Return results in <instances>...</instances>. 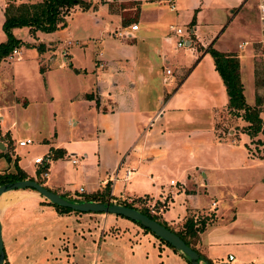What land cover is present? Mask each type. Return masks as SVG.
Segmentation results:
<instances>
[{"label": "crops", "instance_id": "1", "mask_svg": "<svg viewBox=\"0 0 264 264\" xmlns=\"http://www.w3.org/2000/svg\"><path fill=\"white\" fill-rule=\"evenodd\" d=\"M160 1L167 6L165 14L157 10L158 7L164 6L158 0L100 1L112 4L113 13L119 18L121 16V23L117 21L110 32L107 20L104 19L105 25L104 22L102 25L101 33L108 30L114 41L108 37L104 39L107 41V48L102 46V38L92 41L91 47L94 51L91 49V56H84L85 48H70L67 52H63L65 64L61 63L52 70L46 68L42 74H39L44 80L42 99L45 103L55 111L56 101L64 99L69 102V108L65 110L59 108L54 115L57 114V119L61 116L67 119L69 126L67 134L69 137L73 134L77 140H57L53 130V134H47V138L44 136L38 138L37 142H41L44 147L40 146L41 154H35L33 157V159L46 155L49 157L48 168L44 175L36 174L41 166L33 162L25 164L21 161L1 165L0 175L13 172V167L16 165L27 178L39 180L40 185L50 192L62 199L75 202L83 198L76 197L72 191L66 189L65 185L70 180L68 174L80 177L86 186L83 193L87 196L101 192L105 185L109 184V195L114 199L113 202L130 201L128 204L145 209V203L153 204L155 215L172 232L180 231L188 217L194 221L208 220L203 231L197 236L194 249L205 259L210 260L211 264H216L215 258L209 255V249L213 244L228 242L239 245L259 242L241 241L237 238L240 235L223 236L216 240L211 234L219 229L220 221L228 216V212H233V216H228L226 219H235L234 213L236 216L249 215L250 220L256 219V212L247 211L252 202L248 199L249 195L237 194L235 191L239 188H259L262 186L259 183L261 179L250 175L245 180L239 178L237 174L242 171L239 165L241 161L235 159L234 153L227 154L222 151L223 146L233 150L236 145L228 144L225 138L235 139L230 128L226 135L223 134L222 128H216L218 122L220 126L226 128L232 117L226 113L224 89L214 71L212 60L206 53L207 49H212L206 38L211 40L215 35V25H207L209 31L205 32L200 30V25L195 21L185 33L179 21L184 23L182 19L187 1L179 0V9L176 0ZM19 2L27 3L24 0ZM194 2L197 4V0H191L188 7L194 9L197 6ZM122 3H128L127 7L124 8ZM75 8L77 7L72 10ZM169 20L172 22L168 23ZM95 23L98 25L99 20L96 19ZM134 24L137 25V30L130 31V26ZM171 28L182 30L186 49L176 48L177 38ZM124 33H128L129 37H121ZM242 33L244 39L236 43L235 50L217 48L215 51L237 56L244 96L245 90L240 71L245 62L252 65L253 57L251 47L250 53L245 51L248 46L246 30L244 29ZM18 57L20 61V47ZM6 59L4 58V61H7ZM166 70L169 71V75L165 74ZM57 71H61L62 78L72 82L73 85L56 88L50 81L54 79V72ZM78 78L87 82V89L90 92H84L79 88ZM165 87H172L171 92L167 93ZM262 94L264 95V74ZM92 102L94 105L91 104ZM253 102L254 99L246 104L250 106ZM199 114L207 118L206 132H211V137L206 140L198 138ZM233 119L236 122L235 126L239 128L246 125L239 118ZM9 127L10 125L0 120V157L6 154L8 148ZM70 129L71 135H69ZM240 135L242 133L238 132L237 137ZM25 139H30L32 144V136H27ZM19 140L22 141V138ZM236 147L242 148L241 145ZM211 149L212 154H208ZM58 150L61 154L54 157L53 153ZM245 151L243 165H246V161L259 164L257 161H260V158L253 157L247 150ZM80 156L81 159L78 158ZM180 159H187V162ZM62 161H68L74 170L60 173L59 166ZM6 162H8L7 157ZM167 163L177 166L175 170L186 176L185 182L178 185L176 182L170 184L172 180L167 184L157 181V177ZM197 175L199 180L195 184L192 180L196 179ZM195 187L201 190L204 197L209 198V204L183 205L179 216L172 218L168 209L175 194L182 190L193 194L191 191ZM17 206H21L18 210L20 214L26 211L27 207H36L39 213L44 211L54 218H60L65 214L58 213L35 191H7L0 195L1 233L2 223L5 225L9 223V217L6 216L8 211ZM216 209L220 211L219 214ZM247 224L243 227L246 230L256 229L251 223ZM232 231L244 232L241 228ZM5 239H8L7 234ZM167 248L182 260V254ZM11 257L12 255L9 258L6 255L5 259L4 256L3 262L10 264ZM232 261L233 259L228 262Z\"/></svg>", "mask_w": 264, "mask_h": 264}, {"label": "rangeland", "instance_id": "2", "mask_svg": "<svg viewBox=\"0 0 264 264\" xmlns=\"http://www.w3.org/2000/svg\"><path fill=\"white\" fill-rule=\"evenodd\" d=\"M24 1L27 2L25 4H37L42 0ZM84 1L92 4H88L89 6L86 9L77 7L72 10L64 19V27L51 33L37 31L30 35L28 28L25 26L10 29L11 38L21 44V60L18 61V55H14L10 58L7 57V61H4V59L0 61V115L1 121H4L8 126L10 125L8 129L10 134L8 148H6V156L0 157V166L6 165V163L13 164L14 161H21L25 164L33 162L32 159L35 154H41L40 146L44 147L41 142H37L38 138L40 136L47 138V134H53L54 131L57 140H77L73 134H70L71 129L69 135L74 138L69 137L67 134L69 129L67 119L63 116L57 119V114L54 115V112H57L59 108L63 110L69 108V102L64 99L56 101L55 111L45 103L42 99L44 80L39 75L38 69L44 71L46 68H51L52 70L61 63L65 64L63 52H67L70 48H85L84 56H91L92 41L102 38V46L106 48L107 41L104 39L108 37L111 41H114L109 32L116 26L117 21H119V24L121 23V16L119 18L113 13L112 4L101 3V0ZM158 1L161 5H164L163 1ZM186 1L184 19H182L184 23L179 21V25L185 33L189 26L194 25L195 21L197 25H200V30L205 32H207L206 30L209 31L207 25H215V35L211 40H208V37L206 38V42L209 43L208 45L211 44L213 50L217 48L227 51L235 50L236 43L240 39H244L242 38L244 36L243 30H246L245 37L248 39V46H246L245 51L250 53L251 47L253 62L252 65L245 62L240 71L245 90L244 101L245 103L252 102L256 92L264 97L262 94L264 39L262 37V26L257 18V0H247V2L246 0H197V4L194 2L197 5L194 9L188 7L191 0ZM8 3L17 5L24 2L0 0V44L7 42V35L2 30V23L4 21L3 12ZM175 3L178 4L179 9V0H176ZM127 4L122 3L121 5L126 8ZM222 5H225V7H222ZM157 10L165 14L167 13V6L158 7ZM207 11H209L208 15ZM169 15L172 16V14ZM186 17L189 19L187 20ZM96 19L99 20L98 25L95 23ZM104 19L107 20L109 32L104 30L101 33L103 22L105 25ZM171 22L172 20L168 21V23ZM39 45L42 46V51L38 49ZM18 49L16 50L18 51ZM53 78L50 82L56 88L60 89L73 85L72 82H67L65 78H62L61 71L54 72ZM78 79L79 88L84 92H90L87 89V82L84 79ZM257 79L261 81V88L256 90L255 83ZM168 87H165V90L170 93L172 87ZM91 104L94 105L93 102ZM223 113L226 116V113ZM201 116L202 114H199L198 128L200 132L198 138L206 140V138L211 137V132H206L207 118ZM259 116L264 119V112H260ZM229 120L226 128L220 126V122L217 123L216 128H222L224 135L230 128L234 133L232 137L235 139L225 137L228 144L241 145L242 148L235 146L232 150L223 146L222 151L227 152V154H229L228 152L234 153L235 159L241 161L239 165H241L242 171L237 174L239 178L245 180L248 175L260 178L259 183L262 186L254 189L239 188L235 191L237 194L245 193L249 195L248 199L252 202L249 204V210L247 211L252 210L257 213L255 220H250L249 215L236 216L235 213V219H226L228 216H233V212H228V216L220 221L219 229L211 235L216 240H219V237L223 238V236L240 235L237 238L241 241L254 240L259 242L256 244H251V242L241 243L239 245L228 242L215 243L210 247L209 255L215 258L216 264H264V158L257 161L259 164L246 161V165H243L242 161L246 152L245 145L248 146L249 153L253 157L264 156V148L255 146V141H263V137L258 134L252 140H249L248 136L243 133L237 137V133L243 127L235 126L236 122L233 118ZM27 136H32V144L19 148L17 146L19 139L22 138V141H24ZM204 149L209 150V148ZM207 153L212 154V149ZM6 157L8 162H6ZM74 158L79 160L78 158L81 159L82 156ZM180 160L187 162V159ZM60 163V173L74 170L68 161ZM176 167L167 163L157 177V181L167 184L169 180H172V182L181 185L185 182L186 176L179 170L176 171ZM56 173L59 174L57 171ZM67 176L70 180L65 185L66 189L69 192L72 191V194L78 198L88 197L83 193L86 186L80 177L71 174ZM54 178L57 179V177ZM198 180L197 175L192 182L196 184ZM79 189H81V192H78ZM192 189L193 194L187 191L185 193L183 190L175 194L168 209L172 218L179 216L183 205L192 206L197 204L200 206L203 203L209 204V198L204 197L200 192L201 190L196 187ZM19 207L21 206L8 211L6 215L9 217L8 225L2 223L3 252L5 259L6 255L8 258L12 255L10 264H187L184 257L182 260L177 258L169 251L167 246L160 243L152 234L127 219L114 217L110 214H88L74 211L67 212L60 218H54L50 214H45L44 211L39 213L36 207H27L26 211L20 214L18 212ZM219 212L217 210V214ZM247 223H251L252 227H256V229L251 231L243 228L248 225ZM238 228H241L244 232L232 231V229ZM6 234L8 239H5ZM228 256L233 259L232 262L227 261ZM208 261L211 263L210 260ZM3 264L5 263L3 262Z\"/></svg>", "mask_w": 264, "mask_h": 264}, {"label": "trees", "instance_id": "3", "mask_svg": "<svg viewBox=\"0 0 264 264\" xmlns=\"http://www.w3.org/2000/svg\"><path fill=\"white\" fill-rule=\"evenodd\" d=\"M88 4L89 3L85 2L84 0H42L37 4L20 3L17 5L8 3L3 12L4 21L2 23V30L7 35V42L4 44H0V61L6 58L14 48H19L21 45L20 42L11 38L9 33L11 28L25 26L28 28L30 35H33L37 31L51 33L58 28L64 27V19L68 16L70 11L74 7H78L79 9H86L89 6ZM38 49L42 51V46L39 45ZM206 53L211 58L214 71L216 72L222 83L226 96L225 108L227 115L232 118H239L246 123V125L241 128L240 132L248 136L250 140L260 134L263 137V141L256 140L255 146L264 148V119L259 116L260 112H264V97L258 95L256 92L253 105L249 106L245 103L243 96V86L239 78V62L235 54H224L210 48L207 49ZM38 71L39 74L43 73L42 69L40 68ZM260 82V79H257L255 83L256 90L261 88ZM245 149L249 152L248 146L245 145ZM59 154H61V152L58 150L53 153V156L56 157ZM258 158L262 159L264 158V156H259ZM46 170L47 165H42L36 174L39 175L45 173ZM26 179L29 178H27L26 175L21 170H19L16 165H14L13 172L0 175V185ZM36 183L41 184L39 180H36ZM24 190L33 191L30 189ZM109 191V184H106L101 192H96L81 200H76V202L90 201L99 203H111L114 199L110 197ZM113 203L133 208L144 214L148 218L158 222L164 228L170 230L157 215H150L145 208H138L136 206H133L132 204L121 203L117 201ZM48 204L54 207V209L58 213L71 212V210L69 209L61 208L50 203ZM207 221H194L191 217H188L185 219L181 230L173 233H175L185 243V245H187L197 253V251L194 249V243L197 240L198 234L203 231ZM159 241L160 243L172 249L165 242L161 240ZM198 255L199 260L203 264H211L202 255ZM182 257L185 258V256L183 255ZM186 262L187 264H189L187 259Z\"/></svg>", "mask_w": 264, "mask_h": 264}, {"label": "water", "instance_id": "4", "mask_svg": "<svg viewBox=\"0 0 264 264\" xmlns=\"http://www.w3.org/2000/svg\"><path fill=\"white\" fill-rule=\"evenodd\" d=\"M1 149V148H0ZM30 189L38 193L48 203L56 205L61 208L69 209L79 213H91V214H110L118 217H122L131 222L137 223L140 227L147 230L154 237L168 244L173 250L178 251L185 256L189 264H201L199 255L192 250L172 231L164 228L158 222L148 218L139 211L129 208L123 205L114 203H99V202H75L72 200H65L58 195L50 192L40 184L33 180L26 179L21 181H15L12 183H6L0 185V195L7 191ZM4 252L1 241V229H0V264H3Z\"/></svg>", "mask_w": 264, "mask_h": 264}, {"label": "built area", "instance_id": "5", "mask_svg": "<svg viewBox=\"0 0 264 264\" xmlns=\"http://www.w3.org/2000/svg\"><path fill=\"white\" fill-rule=\"evenodd\" d=\"M256 9H257V14H258L257 15L258 21H259L260 25L262 26V30H263V34H262L263 36L262 37L264 39V0H257ZM136 30H137V25L134 24V25L130 26V31H136ZM171 31L173 32V35L177 38L176 42H175L176 48L185 47V43L186 42L184 41V39H182V37H183L182 30L179 29V28H171ZM118 35H120V34H118ZM121 37L127 38V37H129V34L128 33L121 34ZM239 47L240 46H238V48ZM16 49L17 48H14L7 57L10 58V57H12L14 55H18V51ZM18 59H19V57H18ZM165 74L169 75V71L166 70ZM0 120H1V115H0ZM30 143H31V141L26 139L24 141H19L17 143V146L19 148H23V147L29 145ZM71 163H75V161H71ZM33 164L39 165V166H42V165H47L48 166L49 157L47 155L45 157H36V158L33 159ZM42 174L44 175L45 173H42ZM170 184H173L172 181H170ZM78 192H81V189H79ZM128 203H130V201H128ZM212 205H214V203H212ZM145 207H146V209H147V211H148V213L150 215H155L156 214L155 213L156 211H155V208H154L153 204L145 203ZM227 259H228V261H231L232 258L230 256H228Z\"/></svg>", "mask_w": 264, "mask_h": 264}]
</instances>
